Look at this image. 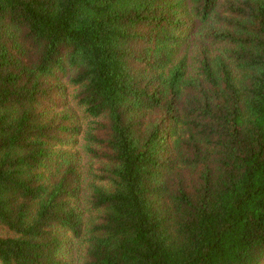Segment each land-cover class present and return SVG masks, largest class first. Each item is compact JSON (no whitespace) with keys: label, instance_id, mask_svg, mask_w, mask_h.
<instances>
[{"label":"trees","instance_id":"1","mask_svg":"<svg viewBox=\"0 0 264 264\" xmlns=\"http://www.w3.org/2000/svg\"><path fill=\"white\" fill-rule=\"evenodd\" d=\"M0 264H264V0H0Z\"/></svg>","mask_w":264,"mask_h":264},{"label":"rangeland","instance_id":"2","mask_svg":"<svg viewBox=\"0 0 264 264\" xmlns=\"http://www.w3.org/2000/svg\"><path fill=\"white\" fill-rule=\"evenodd\" d=\"M71 101H73V100H71ZM72 111L76 115H78L79 121L82 125V133L79 136V140H78L79 142H78V145L76 147V150H78L81 153L83 178L85 181H87L88 180L89 158L85 154V151L83 149V145L85 143L86 132L90 129L91 125H93L92 120H91L92 118L85 115L83 110L79 106L75 105V103H72Z\"/></svg>","mask_w":264,"mask_h":264}]
</instances>
